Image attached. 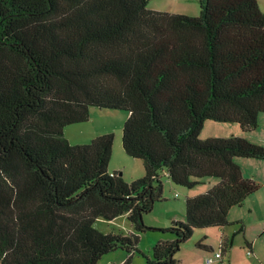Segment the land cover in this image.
Masks as SVG:
<instances>
[{
    "label": "trees",
    "instance_id": "trees-1",
    "mask_svg": "<svg viewBox=\"0 0 264 264\" xmlns=\"http://www.w3.org/2000/svg\"><path fill=\"white\" fill-rule=\"evenodd\" d=\"M149 2L0 0V264H98L118 249L131 264L148 230L170 236L146 264H177L197 229L229 225L230 210L260 189L235 159L264 161V145L201 139L208 120L245 132L260 125L258 0H200L198 16ZM93 107L128 112L122 145L143 161V177L109 173L113 133L83 145L65 137ZM166 178L189 189L219 183L186 199V221L151 228L143 216L163 199ZM124 215L130 234L95 227Z\"/></svg>",
    "mask_w": 264,
    "mask_h": 264
},
{
    "label": "rangeland",
    "instance_id": "rangeland-1",
    "mask_svg": "<svg viewBox=\"0 0 264 264\" xmlns=\"http://www.w3.org/2000/svg\"><path fill=\"white\" fill-rule=\"evenodd\" d=\"M199 1L195 3V10H184L189 14L199 15L200 14V5ZM155 0H150L148 8L152 9ZM175 10H181V8H177ZM91 116L89 121L83 123H77L69 125V128L66 130V138H71L73 145H83L89 144L92 139L99 135L113 133L115 136L112 157L109 164V173L112 175L115 171L123 172L125 170V174L123 172V177L126 179L129 175H132L134 172V168L132 167L133 162H143L141 159H133L129 157L122 145V133L123 127L128 119V112L116 109H106V108H91ZM211 123V122H210ZM205 126V125H204ZM82 129V131H80ZM259 129V127L257 128ZM71 130H76L77 134L73 135ZM202 139H208L206 137L207 127L202 130ZM262 145V144H260ZM144 166V164H143ZM131 171V174H130ZM134 177V176H132ZM137 180V179H136ZM131 181V180H128ZM134 181V180H133ZM164 192L163 199L157 202L154 206V209L143 216L144 223L151 228H167L170 227L172 220L171 217L176 214L179 216L180 214L185 213L186 221V199L189 196V192H197L202 188L209 186V183L204 186H196L197 188H187L184 186L176 185L171 183L168 179H164ZM211 188L213 184H211ZM210 188V189H211ZM182 221V220H180ZM95 227L102 231L103 233H120V234H130L133 232V228L127 218L126 215L120 216L113 221H107L104 219H99L95 223ZM164 236H170L168 234H164L159 230H148L147 232L141 234L139 243H138V251L132 258L131 264H146V257L152 258L153 247L161 240ZM172 237V236H171ZM212 239L204 240L203 245L207 246L210 249H219L220 251V243L217 236L212 234ZM203 237L199 235L195 231L192 237L185 242L181 249L176 253L175 259L177 260V264H207L208 258L216 259L213 264H222L221 259L217 258L215 252H212L209 249L199 248L197 243H201ZM222 253V251H221ZM127 257V253L118 249L116 251L110 252L102 257L98 264H121ZM247 263V260H246ZM223 264H229V256L224 255Z\"/></svg>",
    "mask_w": 264,
    "mask_h": 264
},
{
    "label": "crops",
    "instance_id": "crops-1",
    "mask_svg": "<svg viewBox=\"0 0 264 264\" xmlns=\"http://www.w3.org/2000/svg\"><path fill=\"white\" fill-rule=\"evenodd\" d=\"M196 2L197 0H155L153 8L150 10L167 12L171 14H186L190 16H198L189 14L187 13V11H184L195 10ZM258 2L264 12V0H258ZM177 8H181V10H175ZM259 121V129L250 132L243 131L241 126L238 124L221 123L213 120L206 121L204 128L207 127L208 132H206V137L209 138H227L234 135L244 137L256 144L264 145V114H261L259 116ZM68 128L69 126H67L64 130L65 136L66 130ZM80 131H82V129ZM71 133L73 135H76L77 131L71 130ZM67 139L72 142L71 138L67 137ZM235 160L241 166L243 176L246 179H250L258 183L260 185V189L249 196L245 200L243 205L234 207L230 210L228 216L230 223L229 225L224 227L197 229L196 232L199 233L201 237H203V239L199 241L201 243L204 240L207 241L209 239H212V234L217 236L221 245L220 251H222V256L219 259H221L220 261L222 262V264L224 262V255L229 256V264H264V161L261 159L242 157L236 158ZM135 161L137 162H133L132 164V167L135 169L134 172L132 173V175H129L127 179L126 177L124 178L127 182H132L133 180L139 179L145 175L143 162H139L138 160ZM123 172L125 174L124 169ZM123 172L121 171L122 174ZM114 173H117V171H115ZM208 183L209 186L202 188L197 192H189V196H197L208 191L211 188L210 183L213 184L214 187L219 183V180L216 178H208L200 186H204ZM184 215L185 213L180 214L179 216L174 214L171 217V220L184 221ZM232 237L233 245L228 251L225 252L224 246L228 244L229 239ZM206 249L215 252V255L217 252H219V249L214 250L208 247ZM209 259L213 261L211 264H213L214 260H216L214 259V257L208 258L207 260Z\"/></svg>",
    "mask_w": 264,
    "mask_h": 264
},
{
    "label": "built area",
    "instance_id": "built-area-1",
    "mask_svg": "<svg viewBox=\"0 0 264 264\" xmlns=\"http://www.w3.org/2000/svg\"><path fill=\"white\" fill-rule=\"evenodd\" d=\"M249 253H250V252H249ZM221 256H222L221 251H219V252L216 253V257H217V258H221ZM212 262H213V261H212L211 259L207 260V263H208V264H211Z\"/></svg>",
    "mask_w": 264,
    "mask_h": 264
},
{
    "label": "water",
    "instance_id": "water-1",
    "mask_svg": "<svg viewBox=\"0 0 264 264\" xmlns=\"http://www.w3.org/2000/svg\"><path fill=\"white\" fill-rule=\"evenodd\" d=\"M121 175H122V173H121Z\"/></svg>",
    "mask_w": 264,
    "mask_h": 264
}]
</instances>
